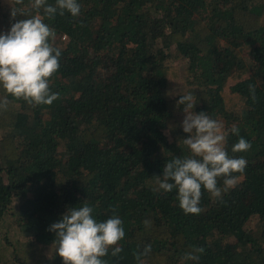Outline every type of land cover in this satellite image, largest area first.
Wrapping results in <instances>:
<instances>
[{"label":"trees","instance_id":"trees-1","mask_svg":"<svg viewBox=\"0 0 264 264\" xmlns=\"http://www.w3.org/2000/svg\"><path fill=\"white\" fill-rule=\"evenodd\" d=\"M78 2V17L39 13L61 49L50 78L59 99L33 106L0 86L9 100L0 110V264H64L48 229L84 203L97 220L114 210L123 221V251L103 257L108 264H138L148 244L143 264H264V0ZM36 14L32 0H11L0 33ZM178 78L186 89L171 93ZM230 81L238 105L225 96ZM189 92L193 111L238 127L252 145L233 153L239 137L228 132V154L247 167L222 198L204 191L199 215L184 213L176 190L154 191L165 163L189 154L177 104ZM13 225L22 238L8 237ZM199 246V261L182 259Z\"/></svg>","mask_w":264,"mask_h":264},{"label":"clouds","instance_id":"clouds-1","mask_svg":"<svg viewBox=\"0 0 264 264\" xmlns=\"http://www.w3.org/2000/svg\"><path fill=\"white\" fill-rule=\"evenodd\" d=\"M17 4L23 0H16ZM36 15L18 19L11 24L10 30L0 33V86L16 99L28 104L51 105L60 94L51 89L50 78L60 68L61 49L54 45L56 31L39 14L54 18L58 13H70L73 17L81 14L78 0H32ZM24 15L19 9L11 10V17ZM252 99L255 101V85H249ZM183 105L185 113L182 121L183 144L189 150L186 156H177L165 163L162 175H156L157 189L165 193L176 190L179 207L185 214L199 215L203 209L201 199L207 191L212 197L222 198L229 189L236 187L238 177L247 167L243 156H230L226 147L228 132L237 135L238 141L232 145L233 153L247 152L251 142L239 136V128L233 126L225 130L224 124L211 118L207 112L193 111L196 102L193 94H182L177 101ZM7 96L0 98V110H7ZM223 185H220V181ZM93 207L84 203L80 207H69L58 222L52 223L49 231L55 233L56 253L64 264H108L103 257L111 254L119 257L123 248L118 242L125 237L123 221L115 213L100 221L93 215ZM150 227L151 221H144ZM204 247H193L184 254V260L199 261ZM151 252V245H145L143 251L135 253L138 264L142 257Z\"/></svg>","mask_w":264,"mask_h":264},{"label":"rangeland","instance_id":"rangeland-1","mask_svg":"<svg viewBox=\"0 0 264 264\" xmlns=\"http://www.w3.org/2000/svg\"><path fill=\"white\" fill-rule=\"evenodd\" d=\"M11 5V0H0V17L2 16L3 11H5L9 6ZM182 67H184V64L182 65ZM233 81H230L228 83V85L225 88V96L227 98V101L229 104L232 105H238L240 103L239 99H238V95L234 92H232L229 88V85L232 84ZM186 89V86L184 84V81L181 80L180 78L178 79H174L173 84H171V88H170V92L171 93H179V92H183ZM169 90V89H168ZM185 113L181 112L180 116H179V120L180 123L182 125V121L184 119ZM255 224V219H251V221L249 222V226H254ZM23 232L20 230L19 227L13 225L12 228L9 229L8 231V237H10L11 239H18V238H22ZM4 242V238L3 236L0 234V245H2Z\"/></svg>","mask_w":264,"mask_h":264}]
</instances>
